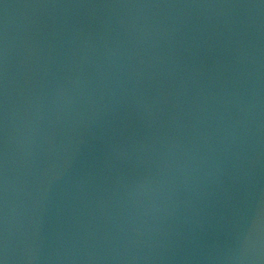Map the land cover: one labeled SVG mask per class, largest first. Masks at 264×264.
I'll use <instances>...</instances> for the list:
<instances>
[{"label":"water","instance_id":"95a60500","mask_svg":"<svg viewBox=\"0 0 264 264\" xmlns=\"http://www.w3.org/2000/svg\"><path fill=\"white\" fill-rule=\"evenodd\" d=\"M0 264H264V0H0Z\"/></svg>","mask_w":264,"mask_h":264}]
</instances>
